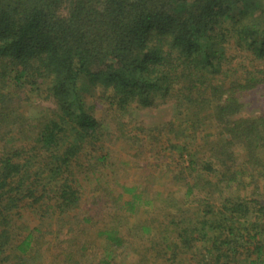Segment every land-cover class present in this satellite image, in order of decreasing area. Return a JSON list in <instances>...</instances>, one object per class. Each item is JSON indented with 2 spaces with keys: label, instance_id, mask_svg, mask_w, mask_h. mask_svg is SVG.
Instances as JSON below:
<instances>
[{
  "label": "trees",
  "instance_id": "16d2710c",
  "mask_svg": "<svg viewBox=\"0 0 264 264\" xmlns=\"http://www.w3.org/2000/svg\"><path fill=\"white\" fill-rule=\"evenodd\" d=\"M263 82L264 0H0V264L41 259L17 220L27 209L61 222L79 206L82 154L103 136L88 89L121 115L173 101L153 129L189 157L180 197L117 191L127 212H169L157 226L172 232L166 244L149 225L135 233L155 247L137 263L264 264V115L241 116V97ZM29 94L50 106H27ZM92 156L103 166L106 154ZM97 236L102 257L81 248L66 262L112 264L124 237L115 226Z\"/></svg>",
  "mask_w": 264,
  "mask_h": 264
},
{
  "label": "rangeland",
  "instance_id": "374dc122",
  "mask_svg": "<svg viewBox=\"0 0 264 264\" xmlns=\"http://www.w3.org/2000/svg\"><path fill=\"white\" fill-rule=\"evenodd\" d=\"M91 93L88 89L84 96L88 106L94 108V114L97 113L101 120L103 136L101 141L82 154V171L77 170L78 175L74 178L80 181L79 206L61 222L55 220L50 212L40 209H27L17 219L24 223L21 234L31 231L34 236V246L30 251L38 250L41 255V259H37L34 264H68L65 255L71 253V257H77L74 256L75 249L83 248H86L84 253L88 259L97 261L98 256L104 255L101 249L104 241L98 239V232L111 226H115L125 239L124 247L118 251L112 264H139V256L147 257L155 251V247H148L146 250L147 242L135 234L140 232V228L149 225L148 232H158L157 236L161 238L158 241L162 244H166L172 234L157 227L167 225L169 212L166 208L154 202L127 212L122 204L129 197L123 195L118 198L117 191L121 190L122 185L134 187L142 192L143 198L151 201L165 193H171L174 197H180L184 193L181 179L185 173L181 172L180 166L189 157L186 154L180 157L175 152L171 154L166 149L168 145L165 140L161 143L162 137L155 135L158 131L153 129L165 125L175 114L173 101L169 100L155 108L128 109L121 115L117 111L104 109L98 102L99 94L90 96ZM25 97L26 103L32 97L27 106L32 105L35 109L45 110L50 106L43 94H29L24 99ZM241 102L242 117L264 115V82L243 95ZM96 108L100 110L97 111ZM109 123L114 124L112 129ZM99 153L106 154L101 167L93 162L92 156ZM96 165L98 168H95ZM36 214L43 215V219ZM37 239L39 241L35 245ZM73 239L78 243L69 245ZM144 261H147L145 264H153L155 259L150 257ZM191 263L195 264L193 261Z\"/></svg>",
  "mask_w": 264,
  "mask_h": 264
}]
</instances>
